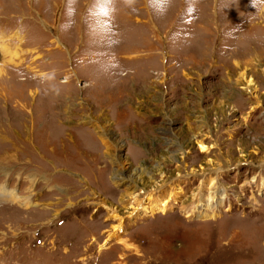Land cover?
<instances>
[{
  "label": "rangeland",
  "instance_id": "obj_1",
  "mask_svg": "<svg viewBox=\"0 0 264 264\" xmlns=\"http://www.w3.org/2000/svg\"><path fill=\"white\" fill-rule=\"evenodd\" d=\"M102 3L0 0V264H264V8Z\"/></svg>",
  "mask_w": 264,
  "mask_h": 264
},
{
  "label": "clouds",
  "instance_id": "obj_2",
  "mask_svg": "<svg viewBox=\"0 0 264 264\" xmlns=\"http://www.w3.org/2000/svg\"><path fill=\"white\" fill-rule=\"evenodd\" d=\"M110 3L111 0H107V3L100 4L98 6L99 10L106 11ZM125 3H127L128 5H132L134 3V0H125ZM170 3L171 0H149V5L160 13L166 11ZM75 4H76V0H67L66 10L68 15V22L66 27H71L72 17L75 12V8H74ZM188 5H189V10L191 11L195 10V0H188ZM250 6L259 11L261 8H264V0H250Z\"/></svg>",
  "mask_w": 264,
  "mask_h": 264
},
{
  "label": "bare ground",
  "instance_id": "obj_3",
  "mask_svg": "<svg viewBox=\"0 0 264 264\" xmlns=\"http://www.w3.org/2000/svg\"><path fill=\"white\" fill-rule=\"evenodd\" d=\"M249 82V84L250 85H252V80L251 81H248ZM200 148L202 149V150H205L206 148H207V144H204L203 142L201 143L200 142ZM127 179H129V178H127ZM130 180V182L131 183H135V181H134V179H129ZM9 197H11V198H13V196L12 195H9ZM213 199V198H212ZM222 199H223V195L221 196V198H220V200L222 201ZM218 200V199H217ZM216 200V201H217ZM212 201H214V199L212 200ZM219 201V200H218ZM220 202V201H219ZM218 203V202H217ZM223 202H221V204H222ZM198 211V210H197ZM201 215H204L202 212H200V214H199V216H201ZM205 216V215H204ZM212 215H208V216H206V217H211Z\"/></svg>",
  "mask_w": 264,
  "mask_h": 264
},
{
  "label": "crops",
  "instance_id": "obj_4",
  "mask_svg": "<svg viewBox=\"0 0 264 264\" xmlns=\"http://www.w3.org/2000/svg\"><path fill=\"white\" fill-rule=\"evenodd\" d=\"M4 67H6V66H4ZM6 68H7V70H8V67H6ZM6 68H4V70H6ZM21 69H22V68H21ZM1 70H2V68H1ZM7 70H6V71H7ZM5 73H6V72H5Z\"/></svg>",
  "mask_w": 264,
  "mask_h": 264
}]
</instances>
